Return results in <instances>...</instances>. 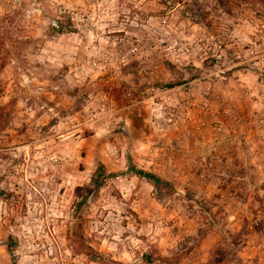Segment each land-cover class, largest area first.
Wrapping results in <instances>:
<instances>
[{"label":"rangeland","instance_id":"1","mask_svg":"<svg viewBox=\"0 0 264 264\" xmlns=\"http://www.w3.org/2000/svg\"><path fill=\"white\" fill-rule=\"evenodd\" d=\"M0 264H264V0H0Z\"/></svg>","mask_w":264,"mask_h":264},{"label":"trees","instance_id":"2","mask_svg":"<svg viewBox=\"0 0 264 264\" xmlns=\"http://www.w3.org/2000/svg\"><path fill=\"white\" fill-rule=\"evenodd\" d=\"M173 86L174 85H163L162 86V88H165V89H171V88H173ZM106 171H105V169L102 167V169H101V172L97 175V177H102L103 179L105 178V176H106ZM136 175L137 176H141V177H143V178H146V179H148V180H150V181H153L154 183H155V185L156 186H158V185H161L162 184V181L158 178V177H156L155 175H152V174H149V173H144L143 171H139V172H136ZM94 181H97V179L95 178L94 179ZM83 191H85V189L83 188V187H78L77 189H76V191H75V195H76V197L78 198V197H80V195H81V193L83 192ZM217 263L218 261L215 259V260H211V263Z\"/></svg>","mask_w":264,"mask_h":264}]
</instances>
